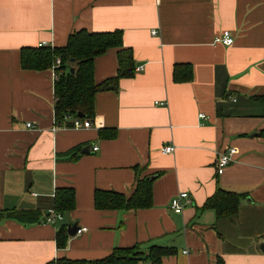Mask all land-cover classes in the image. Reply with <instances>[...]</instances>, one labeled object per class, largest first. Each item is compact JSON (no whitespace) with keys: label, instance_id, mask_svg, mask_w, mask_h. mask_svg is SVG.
Masks as SVG:
<instances>
[{"label":"crops","instance_id":"crops-1","mask_svg":"<svg viewBox=\"0 0 264 264\" xmlns=\"http://www.w3.org/2000/svg\"><path fill=\"white\" fill-rule=\"evenodd\" d=\"M81 30L122 31L144 64L118 91L96 95L92 128L56 130L54 73L23 70L21 50L64 48ZM226 31L230 46L216 42ZM176 64L192 65V82L173 81ZM118 68L117 50L97 58L96 84ZM101 129L116 138L101 139ZM167 145L173 154L162 153ZM231 148L218 175V155ZM146 177H155L151 208L96 209L97 190L131 197ZM67 188L75 209L46 224ZM217 188L246 195L234 220L201 211ZM181 193L190 204L176 214ZM0 210L44 215L0 223V264L98 261L135 246L175 248L163 264H264V0H0ZM75 224L88 231L59 249L58 228Z\"/></svg>","mask_w":264,"mask_h":264},{"label":"trees","instance_id":"trees-1","mask_svg":"<svg viewBox=\"0 0 264 264\" xmlns=\"http://www.w3.org/2000/svg\"><path fill=\"white\" fill-rule=\"evenodd\" d=\"M118 51L119 68L116 77L96 84L94 79L95 61L104 56L109 50ZM57 58H61L62 65L56 70L58 78L55 80V119L56 125L62 128H71L68 117L92 121L96 117L95 98L100 92L118 91L119 83L123 79L136 76L137 63L133 52L124 47L122 31L110 33H90L86 30L74 32L68 38L64 48L37 47L21 50V67L26 71L43 72L53 69ZM74 69L72 73L71 70ZM194 79L191 64H176L173 70V81L177 84L190 83ZM81 119V118H80ZM117 136L113 129H101V139L112 140ZM76 148L68 153L66 158L76 160ZM155 177L138 179L137 187L131 197L109 191L95 192V207L100 211H135L152 207V184ZM246 195L237 194L217 188L215 194L207 200L201 208L213 210L217 220H234L242 200ZM54 209L56 212L67 215L76 206V193L72 188L59 189L55 195ZM44 215L39 211L0 210V223L5 220H14L25 225L41 223ZM66 225L58 228L57 247L65 249L69 242ZM175 248L152 246L147 252L138 246L132 248H115L113 253L98 261H70L61 259L57 264H163L164 258L176 255Z\"/></svg>","mask_w":264,"mask_h":264},{"label":"built area","instance_id":"built-area-1","mask_svg":"<svg viewBox=\"0 0 264 264\" xmlns=\"http://www.w3.org/2000/svg\"><path fill=\"white\" fill-rule=\"evenodd\" d=\"M157 31H152V35H157ZM217 43H222L225 46H230L233 43L232 34L231 32H224L221 37H218L216 39ZM47 44H42L40 47H47ZM62 65L61 58H57L54 65H53V73L55 76V80L58 78V73L56 72L57 69H59ZM204 115H202V118ZM68 122L71 123V128L74 130H84V129H90L93 127L94 122L92 121H85L80 118H72L68 117L66 119ZM29 128L32 127L31 124L27 125ZM62 127L56 125V130L61 129ZM98 149H95L97 151ZM176 148L173 145H167L162 148V153L165 155H171L175 152ZM237 153L235 148H231L229 151L220 153L218 155L217 161H216V170L218 175H222L225 171V169L233 162V156ZM190 204L189 195L188 193H181L177 197L173 198L171 201V209L176 214L183 213L184 209L187 205ZM63 215L56 212L55 210H52L46 219V224L48 225H56L57 221H62ZM88 230L86 228H80L77 232V235H82L86 233Z\"/></svg>","mask_w":264,"mask_h":264},{"label":"water","instance_id":"water-1","mask_svg":"<svg viewBox=\"0 0 264 264\" xmlns=\"http://www.w3.org/2000/svg\"><path fill=\"white\" fill-rule=\"evenodd\" d=\"M143 64H144V63H137L136 66H137L138 68H141V67L143 66ZM71 72L73 73V72H74V69H72ZM79 117H80L81 119L84 118V116L81 115V114L79 115ZM87 150L89 151V150H90V147L87 148ZM79 229H80V227H79L77 224H75V225H73V226H70V227L68 228V234H69V236H71V237L76 236V235H77V232H78ZM262 249H264V247H262Z\"/></svg>","mask_w":264,"mask_h":264}]
</instances>
